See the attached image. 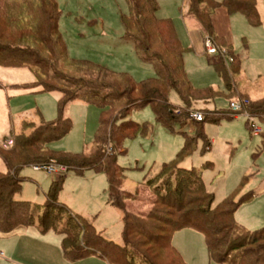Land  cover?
<instances>
[{"label": "trees", "instance_id": "16d2710c", "mask_svg": "<svg viewBox=\"0 0 264 264\" xmlns=\"http://www.w3.org/2000/svg\"><path fill=\"white\" fill-rule=\"evenodd\" d=\"M13 1L21 7L28 3L30 7L26 11L23 7V13L18 12L16 19L23 14L22 25L31 19L37 25L29 23L24 27L33 32V36L22 37L25 43L22 47L0 38V66L28 68L35 81L21 89L58 91L61 98L56 119L34 126L30 134L15 135L11 148L0 147V159L5 165V172L0 171V233L10 234L30 227L41 233L54 230L61 236L65 259L71 262L97 256L109 264H164L160 257L169 252L172 258L167 264H187L173 246L172 238L178 231L191 229L204 236L209 258L218 263L264 264V227L249 231L238 224L234 216L249 198L236 202L229 196L214 205V194L206 189L202 171L181 165L195 153L199 139L204 142L200 152L210 147L203 132L205 119L196 122L191 114L197 103H210L220 92L210 86H192L184 66L187 49L172 21L158 17L157 0H124L127 8V13L122 14L124 37L132 41L136 55L156 72L154 78L140 82L127 73H117L85 60L69 59L58 29L62 12L55 0ZM186 1L187 15L195 17L205 37L225 51V56L218 54L209 60L224 83L222 95L247 102L243 111L264 124V97L246 99L237 89L240 60L233 53L230 41L216 35L212 23L215 11L225 8L229 15L242 13L251 26L260 25L256 0ZM171 91L178 94L184 107L170 102ZM77 99L100 109L94 142L88 151L80 154L53 150L50 144L62 139L72 128L66 111ZM145 106L152 107L157 124L172 134L183 135L184 147L173 160L163 163L154 176L143 180L142 184L152 191L154 200L147 213L135 214L127 209L126 201L138 196L123 189L128 168L121 166L118 159L126 154L127 141L149 134L150 127L146 123L131 119L132 111ZM188 121L201 131L195 137L177 130ZM199 126H202L200 130ZM122 148L125 151H120ZM52 161L77 173L94 170L105 174L108 203L124 212L121 244L105 240L96 233L93 224L72 215L59 202L66 175L52 181L44 205L16 199L26 180L21 176L23 169Z\"/></svg>", "mask_w": 264, "mask_h": 264}, {"label": "rangeland", "instance_id": "374dc122", "mask_svg": "<svg viewBox=\"0 0 264 264\" xmlns=\"http://www.w3.org/2000/svg\"><path fill=\"white\" fill-rule=\"evenodd\" d=\"M55 1L58 10L62 12L58 29L66 44L69 59L85 60L117 73H127L137 82L156 76L154 67L143 62L136 55L132 41L124 37L122 14L127 13L124 0ZM157 2L158 17L172 21L178 38L187 49L184 66L192 86H210L220 92V96L213 101L199 102L193 110L204 116L203 132L210 147L200 152L204 142L199 139L195 153L181 165L202 171L206 189L214 194V205L229 196L236 202L249 198L235 212V220L249 231L263 228L264 124L252 117L255 127L260 131L258 136H254V126L247 118L248 113L242 111L236 115L230 110V102H237L238 98L230 99L222 95L225 93V86L210 65L208 57L211 56L197 55L192 48L188 49L186 34L202 31L197 20H182L177 7L181 6L178 0ZM0 7V38L13 46H24L21 38L33 36V32L24 27L29 23L37 25V22L31 19L22 25L21 17L25 15L21 14L19 20L15 16L23 11V7L25 11L30 10L29 4L21 7L13 0H4ZM256 9L261 22L258 26H251L242 13H234L232 18L233 53L240 60L236 85L245 94V98L251 100L264 97V0H256ZM43 33L47 36L46 28ZM40 47L38 46L39 49L42 48ZM33 81L34 76L28 68L10 69L0 66L2 149L13 146L4 148L15 135L30 134L34 126L57 118L61 93L41 92L32 87L21 89ZM9 85H16V88ZM169 100L177 107H184L175 91L169 93ZM99 115L98 107L75 100L66 111V116L72 123L70 132L51 143L50 147L71 154L88 151L99 126ZM131 119L141 124L146 123L150 132L147 136L127 141L126 154L119 157L118 163L128 168L123 189L138 196L135 200L126 201L127 209L135 214H145L151 208L154 196L142 184L143 180L154 176L163 163L176 157L184 147V138L182 134H172L157 124L151 106L135 109L131 113ZM177 130L191 137L201 132L190 121L179 125ZM120 151L125 150L122 148ZM0 171L5 172L1 159ZM61 175L66 177L59 193V202L72 215L93 224L96 233L105 240L121 244L124 212L108 203V183L103 172L86 170L77 173L67 170L64 174L49 175L34 167L25 168L21 176L26 180L22 182L21 192L16 199L44 205L49 185ZM60 242L61 236L54 230L41 233L35 227L10 234L0 233V264H109L97 256L75 262L65 260L61 255ZM172 244L187 264H221L209 258L204 236L191 229L176 232ZM160 258L167 264L172 255L168 252Z\"/></svg>", "mask_w": 264, "mask_h": 264}, {"label": "crops", "instance_id": "0c3cea01", "mask_svg": "<svg viewBox=\"0 0 264 264\" xmlns=\"http://www.w3.org/2000/svg\"><path fill=\"white\" fill-rule=\"evenodd\" d=\"M178 1H180V3H181V6L177 5V7H178L179 12L181 14L182 20L183 21H187V20L191 21L192 19L197 20L195 17L187 15V9H188L187 1L186 0H178ZM158 13H159V9H158ZM233 17H234V15H229V13L227 12V10L225 8L217 9L215 11V13L213 14V16H212V23H213V27H214L216 35L218 37H224L225 39L229 40L230 43L232 44V50H233V34H234L233 30H232V18ZM197 22H198V20H197ZM199 25H200V23H199ZM200 27H201V25H200ZM201 29H202V31H199V32L193 31V32H190V33L188 32L187 34L185 33L187 38H188V40H189L188 49L192 48L193 51L197 55L206 54V49H205V45H204L206 37H205V32H204L202 27H201ZM211 57H208V58L211 59ZM9 86L12 87V88H16V87H14L16 85H13V86L9 85ZM20 230H27V228L17 229L14 232L20 231ZM60 244H61V242H60ZM61 251H62V248H61ZM61 255H62V258L65 259L64 255H63V251L61 252ZM65 260H67V259H65ZM17 264H19V263H17Z\"/></svg>", "mask_w": 264, "mask_h": 264}, {"label": "built area", "instance_id": "2783aa9c", "mask_svg": "<svg viewBox=\"0 0 264 264\" xmlns=\"http://www.w3.org/2000/svg\"><path fill=\"white\" fill-rule=\"evenodd\" d=\"M204 45H205L207 55L215 56V55L220 54V55L225 56V51H221L219 48H217V46L215 45V43L213 42L212 39H210L208 37L205 38ZM229 61L233 62V59L230 58ZM246 103L247 102H245V101L231 102L230 103V110L233 112V114L234 113L240 114L244 110V106ZM191 117L196 122H202L204 120V116L202 115V113H200L198 111H193L191 114ZM247 118H249L250 122L254 126L253 135L258 136L260 131L257 127H255L253 118L249 115L247 116ZM12 144H13V142L9 141L6 143V145H4V148H7V146H11ZM34 168L39 169V170H43L44 172H46L49 175L64 174L68 170L66 166L61 165L59 163H56L55 161H52L51 163H48V164L38 165V166H35Z\"/></svg>", "mask_w": 264, "mask_h": 264}]
</instances>
